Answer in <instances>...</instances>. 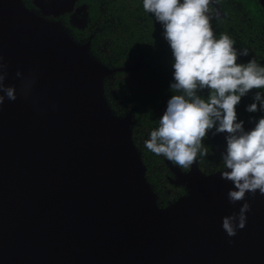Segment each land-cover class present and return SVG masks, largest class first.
<instances>
[{"label":"water","instance_id":"95a60500","mask_svg":"<svg viewBox=\"0 0 264 264\" xmlns=\"http://www.w3.org/2000/svg\"><path fill=\"white\" fill-rule=\"evenodd\" d=\"M90 44L22 0H0L5 83L17 90L0 107V264H264V196L246 194L251 211L236 236L222 228L244 202L229 203L226 168L205 175L198 159L188 172L168 161L187 194L159 206L130 115L119 118L105 95V79L122 68Z\"/></svg>","mask_w":264,"mask_h":264},{"label":"clouds","instance_id":"9594fccd","mask_svg":"<svg viewBox=\"0 0 264 264\" xmlns=\"http://www.w3.org/2000/svg\"><path fill=\"white\" fill-rule=\"evenodd\" d=\"M216 0H143L145 12L151 13L163 27V36L170 45L174 58L175 93L168 100L159 126L150 132L145 147L157 156L182 169H189L204 157L208 149L202 143L207 134L227 133L226 150L221 153L224 167L221 179L231 181L227 199L235 205L244 201L238 212L222 219V228L228 237L245 228L251 205L246 194L253 198L257 192L264 196V117L255 127L246 131L244 122H237L236 106L253 89H264V66L255 59L238 63L239 56H248L247 48L237 49L228 34L216 38L211 20V5ZM8 64L0 55V107L6 100L15 101L17 90L7 85ZM17 78H22L20 71ZM35 84L34 74L22 79L20 95L27 99ZM207 89L209 95L198 93ZM254 101L264 111V94L257 91ZM247 107L256 112L257 103Z\"/></svg>","mask_w":264,"mask_h":264},{"label":"trees","instance_id":"16d2710c","mask_svg":"<svg viewBox=\"0 0 264 264\" xmlns=\"http://www.w3.org/2000/svg\"><path fill=\"white\" fill-rule=\"evenodd\" d=\"M217 1L224 15L211 20L216 38L228 34L237 49L249 50L248 56L238 57V63L255 59L264 66V6L261 1ZM76 6L85 8L86 26L80 28L71 23V13L61 18L65 19L76 38L91 41V52L96 58L110 68H122L105 79V95L110 108L118 116L134 110L131 137L140 152L145 177L157 195V202L161 208H166L186 195L187 188L185 184L170 181L169 177L175 174L168 160L149 151L144 143L150 138V132L159 126L168 100L175 94L170 88L175 82L174 58L163 36V27L151 13L145 12L143 0H80ZM210 7L215 14L214 5ZM257 91L264 94V89H253L236 106L237 122L243 121L245 130L251 122L255 127L256 122L264 117L259 102L254 101ZM198 94L206 99L209 91L205 89ZM254 102L258 110L248 112L247 107ZM212 131L202 142L208 154L197 157L198 168L205 175L225 169L218 148H226V140H216L217 135L223 133L213 135ZM191 168L180 169L188 172Z\"/></svg>","mask_w":264,"mask_h":264},{"label":"rangeland","instance_id":"374dc122","mask_svg":"<svg viewBox=\"0 0 264 264\" xmlns=\"http://www.w3.org/2000/svg\"><path fill=\"white\" fill-rule=\"evenodd\" d=\"M22 1H23L24 5L31 10H33L32 9L33 6L36 7L38 9L37 13H39L40 15H42L44 17H47L48 19H50V16L55 18V17L62 16L68 12V13L73 14L72 17L74 20L76 18V20L74 21V24L76 26L83 28L87 24V18H86V14H85L86 12L85 11L79 12V11L75 10L74 5H75V2L77 0H22ZM50 20H54V19H50ZM69 33H72V32L69 31ZM71 36H72V39L74 41H77L79 44L87 42V41H80V39L76 38L73 34ZM90 52H91V44H90ZM91 54H92V52H91ZM95 58H96V56H95ZM96 59H98V58H96ZM133 113H134V110L128 112V114H126L124 116H118L116 113V115L119 118H124V117L130 115V120H131V125L129 127L130 130L132 129L133 125L135 124V119H134ZM118 117H116V118H118Z\"/></svg>","mask_w":264,"mask_h":264},{"label":"flooded vegetation","instance_id":"af4514ba","mask_svg":"<svg viewBox=\"0 0 264 264\" xmlns=\"http://www.w3.org/2000/svg\"><path fill=\"white\" fill-rule=\"evenodd\" d=\"M78 1H80V0H77L76 2H75V5H74V7H75V10H77V11H79V12H83V11H85V8L84 7H80V6H76V4H77V2ZM218 2V1H217ZM32 9L34 10V11H36V12H38L37 10V8L36 7H32ZM68 14V12L67 13H65L64 15H62V16H59V17H52V16H50V19H54V20H60L61 22H62V24L64 25V27L66 28V29H68L69 31H72V34H73V30L71 29V28H69L68 26H67V24H66V22H65V19L64 18H61V17H63V16H65V15H67ZM71 15V23H74V21L76 20V18H75V20L73 19V14L71 13L70 14ZM75 25V24H74ZM71 34V33H70ZM74 35V34H73ZM81 35V34H80ZM219 149V148H218ZM178 167V166H177ZM169 179H170V181L173 183L175 180H176V176H170L169 177Z\"/></svg>","mask_w":264,"mask_h":264},{"label":"bare ground","instance_id":"6f19581e","mask_svg":"<svg viewBox=\"0 0 264 264\" xmlns=\"http://www.w3.org/2000/svg\"><path fill=\"white\" fill-rule=\"evenodd\" d=\"M99 59V58H98ZM135 140V139H134Z\"/></svg>","mask_w":264,"mask_h":264}]
</instances>
